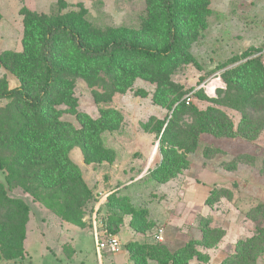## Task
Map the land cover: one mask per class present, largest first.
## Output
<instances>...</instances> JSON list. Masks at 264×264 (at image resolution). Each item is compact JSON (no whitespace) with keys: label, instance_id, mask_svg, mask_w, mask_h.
Wrapping results in <instances>:
<instances>
[{"label":"trees","instance_id":"16d2710c","mask_svg":"<svg viewBox=\"0 0 264 264\" xmlns=\"http://www.w3.org/2000/svg\"><path fill=\"white\" fill-rule=\"evenodd\" d=\"M150 4L156 6L154 11L160 16L159 36L150 40L122 36L91 40L67 14L51 18L28 8L20 11L22 49L0 53V71L19 83L10 88L6 78L0 79V102H6L0 107V170L6 183H0V262L25 256L30 207L22 199L10 196L9 192L15 189L31 196L63 222L86 228L85 208L97 194L87 185L71 153L80 151L85 166L104 169L112 165L114 151L104 148L101 136L116 129L113 118L119 114L116 110L102 111L101 117L93 120L76 112L72 90L79 79L90 84L104 72L107 80L102 81L103 87L122 94L138 80L157 86L154 103L173 113L167 124L157 121L156 138L164 157L150 175L155 184L166 183L188 169L185 156L198 149L202 135L254 142L264 132V55L255 56L257 53L251 51L231 59L221 67L225 69L220 78L226 89L216 91L218 98L211 100L212 105L203 110L187 106L182 100L184 92L172 82V75L180 66L194 63L190 48L198 35L194 32V37H188L183 20L189 18L196 23L202 17H210L209 0H151ZM230 64L237 65L228 68ZM226 110L241 115L237 125ZM68 113L75 115L79 127L64 119ZM169 138L173 147L165 152L162 144ZM173 148L181 154L175 155ZM209 156L205 153L206 158ZM233 163L234 167L250 165L264 176V157L240 154ZM115 191L108 198L112 205L121 198ZM213 192L207 205L216 203L211 202ZM106 207L110 211L107 232L117 234L124 215H117L115 207L112 211ZM246 219L255 223L254 234L239 239L234 252L220 264H259L263 258L264 203L249 210ZM209 224L203 228L200 241H189L174 252L165 244L150 241L129 242L124 249L134 264L140 262L142 255L163 264H188L203 254L199 246L215 248L225 236V231L210 229ZM134 230L142 234L147 231ZM213 236L215 239L209 242Z\"/></svg>","mask_w":264,"mask_h":264},{"label":"rangeland","instance_id":"374dc122","mask_svg":"<svg viewBox=\"0 0 264 264\" xmlns=\"http://www.w3.org/2000/svg\"><path fill=\"white\" fill-rule=\"evenodd\" d=\"M150 1L0 0V53L22 49V8L37 9V12L46 13L51 18L67 14L66 16L77 23L91 40L101 41L113 36L150 40L159 36L160 32V16L154 11L156 6L150 4ZM208 7L212 14L206 19L202 17L192 23L189 18H184L187 36L194 37V32L198 35L190 48L194 63L180 66L172 75V82L184 92L182 100L185 102L187 97L191 96V105L199 110L211 106V100L218 98L217 93L215 97L212 93L207 96L203 88H200L215 79L221 83L218 76L225 70L221 69L223 65L233 58H241L245 53L264 52V0H209ZM146 32L149 34L144 36ZM236 65L230 64L228 68ZM3 77L9 81L10 88L19 85L15 77L0 71V79ZM106 80L104 72L95 76L90 84L79 79L72 90L73 108L76 112L93 120H98L102 111L116 110L119 114L114 116L116 119L112 116L116 129L101 136L104 148L114 151L112 165H107L104 169L85 166L78 150L71 157L76 162L81 161L84 179L97 194L85 208V230L89 236H86L83 242V238L81 239L83 249L80 257L86 259L87 264H97L93 251L94 222L97 229H100V236H115L120 242H134L132 234H142L134 230L135 228L140 231L147 229L138 243L155 242L154 237L160 235L159 231L162 230L163 242L155 243L168 244L171 246V250L168 248L171 252L189 241H200L203 228L210 223V229L223 230L225 236L215 248L206 249L199 246L198 249L203 254L188 264H212L221 257L232 254L239 239L254 234L255 223L246 219V213L264 203V176L250 165L241 164L234 167L233 160L240 154L263 158L264 132L254 142L241 138L215 139L202 135L198 149L185 156L189 164L188 169L182 170L166 183L155 184L150 175L164 157V152L159 151L155 129L158 120L166 124L170 121L173 110L169 111L154 103L153 96L157 90L155 84L138 80L130 90L122 94L111 87L104 88L102 81ZM5 104V101L0 102V107ZM59 108L71 111V108L66 106ZM226 112L234 122L241 117L237 112ZM64 119L77 127L80 126L73 114L68 113ZM171 139L162 144L165 152L173 147L174 142ZM173 151L175 155L181 154L174 148ZM205 153L210 155L209 158L205 157ZM147 163L146 178L131 183L137 179ZM0 181L4 182L1 170ZM124 183L131 184L116 188L118 184ZM112 190H116L121 197L116 202L113 201V205L108 203ZM212 191L214 192L211 202L216 203L207 205L206 200ZM106 194V206L108 205L110 210L115 207V213L124 215L123 218L126 219L117 234L107 232L109 208L105 206L104 214L95 211L96 204ZM222 195L225 197L220 198ZM26 201L29 202L30 198ZM31 205L33 207L32 203ZM68 227L63 229L64 235L78 240L75 229ZM214 239L215 236L211 237L209 242ZM38 240L36 244L28 245L32 264H56L54 239L43 238L40 234ZM70 247L65 248L66 254ZM139 259L138 264L164 263L146 259L144 255ZM259 264H264V256Z\"/></svg>","mask_w":264,"mask_h":264},{"label":"crops","instance_id":"0c3cea01","mask_svg":"<svg viewBox=\"0 0 264 264\" xmlns=\"http://www.w3.org/2000/svg\"><path fill=\"white\" fill-rule=\"evenodd\" d=\"M29 9L31 11L37 10V9H31V8H29ZM221 82H223V81L221 80ZM218 89L223 90L225 88L220 87ZM216 91H217V89H216ZM238 122H239V120L235 121V125H237ZM74 152H76V150H74L71 153V157H72ZM75 163L78 164V166L81 168L83 175H84V171L82 169L81 161L78 160L77 162L75 161ZM145 167H146V170H145ZM147 168H148V163L146 166H144L142 168L143 170H141L137 179H135L131 183L144 180L146 178ZM0 183L6 185L5 174H4V182L0 181ZM131 183H124L121 185L118 184L116 187L120 186V188H122L123 186H125V185L128 186ZM9 194L11 197L22 199L30 207V216H29V221H28L27 227H26V239L24 241L25 256H24V258L17 259V260H11V261L3 260L0 262V264H32V256L29 252L28 245L29 244L30 245L36 244L39 241L38 239H39L40 234L42 235L43 238L50 237L51 239L53 238L54 241L56 242V246L54 248V256L56 255L55 259L57 262L56 264H87L86 259H83L82 257H80V255L82 254V249H83L82 242L86 238V236H89L86 233V230H85L86 228L85 229L78 228L76 226H73L71 224L63 222L60 218H58L56 215H54L52 212H50L48 209H46L42 204L35 202L31 196L25 194L20 189H15V190L9 192ZM106 196H107V194L104 195L102 197V199L95 206V211H98V214L100 212H101V214H104V209H105V206L107 204V201L105 200ZM27 198H30L29 202H31L33 204L34 208L32 207L31 203L26 201ZM124 222L126 223V219H124ZM70 226L75 229V232H77L78 240H76V239L73 240L72 237H69V236L67 237L64 235L63 229L65 230V229H67V227L70 228ZM135 236H133V234H132V237H134V239H133L134 241H139L140 237L141 238L143 237L142 234H139V233H136ZM155 238L156 237H154V241L157 242ZM81 239H82V242H81ZM162 239L164 240L163 237H162ZM163 240H162V242H163ZM128 242H130V241L125 240V241L121 242L122 250L120 253L115 254V255L104 254L102 264H132V262L129 259L128 252L124 249V246ZM165 245L168 246V248L171 247L168 244H165ZM184 245L177 247L173 251H176V250L182 248ZM67 246H71V247H70V250H68L67 254H66L65 248H67ZM46 248H48V247L46 246ZM170 250H171V248H170ZM55 251H56V253H55ZM93 251H94V255L96 257V262L98 264V258H97L96 252H95V246H94ZM57 253H58V255H57ZM228 255L229 254L221 257L219 261H216L212 264H220Z\"/></svg>","mask_w":264,"mask_h":264},{"label":"built area","instance_id":"2783aa9c","mask_svg":"<svg viewBox=\"0 0 264 264\" xmlns=\"http://www.w3.org/2000/svg\"><path fill=\"white\" fill-rule=\"evenodd\" d=\"M260 55H264V52L256 54L255 56H260ZM219 80H221L220 76H218ZM225 88V85L223 82L218 83L217 79H215V81L211 82L209 85L205 86V87H201L200 89L203 88L205 94L208 96L209 93H212L214 95V97L216 96V89L218 88ZM192 102V98L191 96H188L185 104L187 106L191 105ZM162 233L163 231L160 230L159 234L155 239L157 242H162ZM93 238H94V245H95V252L98 258V264H102V260H103V256L104 254H111V255H115L121 252L122 250V244L121 242L118 240L117 237L115 236H108L106 238H103L102 236H100L96 223L94 222V227H93Z\"/></svg>","mask_w":264,"mask_h":264}]
</instances>
